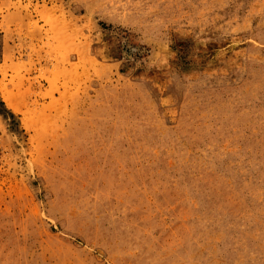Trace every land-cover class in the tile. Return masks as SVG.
I'll return each mask as SVG.
<instances>
[{"label":"rangeland","instance_id":"374dc122","mask_svg":"<svg viewBox=\"0 0 264 264\" xmlns=\"http://www.w3.org/2000/svg\"><path fill=\"white\" fill-rule=\"evenodd\" d=\"M0 264H264V0H0Z\"/></svg>","mask_w":264,"mask_h":264}]
</instances>
